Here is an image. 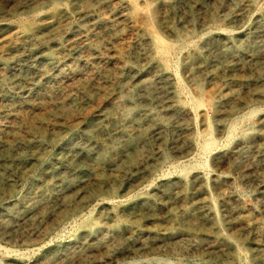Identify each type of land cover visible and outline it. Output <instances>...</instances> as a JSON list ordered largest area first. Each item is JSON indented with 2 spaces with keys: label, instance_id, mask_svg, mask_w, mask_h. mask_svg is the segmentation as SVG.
Returning <instances> with one entry per match:
<instances>
[{
  "label": "rangeland",
  "instance_id": "1",
  "mask_svg": "<svg viewBox=\"0 0 264 264\" xmlns=\"http://www.w3.org/2000/svg\"><path fill=\"white\" fill-rule=\"evenodd\" d=\"M25 2L0 0V24L28 16ZM86 2L73 5V24ZM110 6L91 5L105 15ZM159 11L158 30L177 42L170 69L181 82L180 113L160 110L161 93L122 76V64L144 62L136 29L120 41L103 26L91 30L74 44L81 63L69 53L56 79L30 69L21 50L2 54L17 70H0V140L24 139L0 148V264H264V0H170ZM11 33L1 28L0 39ZM119 95L153 109L159 123L143 124L130 144L96 134L105 148L90 152L106 155L100 161L67 151L94 135L85 124L99 111L113 127ZM15 119L40 126L48 141L38 146ZM30 150L35 158L19 162ZM59 160L68 166L52 185Z\"/></svg>",
  "mask_w": 264,
  "mask_h": 264
},
{
  "label": "bare ground",
  "instance_id": "2",
  "mask_svg": "<svg viewBox=\"0 0 264 264\" xmlns=\"http://www.w3.org/2000/svg\"><path fill=\"white\" fill-rule=\"evenodd\" d=\"M76 1L77 0H66L67 5H61L58 0H26L25 4L21 7L26 10V12H29L28 16L20 17L16 23L8 22L0 24V29L5 27L12 31L9 38L0 39V70L5 69L14 74L17 69L9 66L3 59L2 54L21 50L25 53L26 60H24L28 62L30 69H34L38 66L43 67V69L48 71V74H46L47 77L50 76L52 79H56L62 73V67L68 64L67 61L70 59L69 53L74 55L71 58L75 61V65L81 63L79 55H76L74 44L76 40L86 36L91 30L103 26L106 31L112 33V39L117 41L120 38L118 35L123 34L126 28L136 29L140 33V38L144 46V54L142 57L144 62L138 65L122 64L119 66L120 72L123 74L122 76H125V80L132 83L133 87L140 90H148V92L151 93H161L165 104L159 106L160 110L164 111L171 107L174 111L176 110V113H180L184 109L182 101L177 93V88L180 86L181 82L170 69V64H172L170 62L176 52L177 42L165 38L158 30V24H160L159 8L167 5L170 0H87L85 6L79 10L76 9V16L82 23L73 24L70 20L69 12L75 10L73 5ZM107 1L111 2L107 15L91 7L95 2ZM45 7L48 8L45 11L46 13L43 11ZM45 15L49 18L47 21L43 19ZM233 18L236 17L234 16ZM233 18H231V20H233ZM130 31L132 32V30ZM84 44L87 45L86 43ZM88 48L91 58H95L97 54L96 49L90 46ZM116 53L118 56L115 59L120 60L119 57L122 53L120 51ZM146 75L149 76L144 77ZM121 81L123 80H120L119 83H122ZM63 83L66 84L65 82ZM181 86L183 85L181 84ZM19 95L23 101L28 98V92L23 89L20 90ZM147 97L148 96H145L146 99ZM141 98H143L142 95ZM113 103L115 106H120L117 122H115L113 127L109 129L105 127L106 122L110 119L109 114L103 110L99 111L98 115L96 114L98 116L97 118L85 124L91 128L94 135H86L82 141L77 142L75 145L65 147L67 151H73L79 157H94L96 161H100L105 159L106 155H98L97 152L94 151L90 152L94 144L100 145L102 149L105 148L103 143L96 142V134L109 135L112 132L118 134L119 137L123 139L121 142L130 144L132 143V136L139 132V128L143 124L149 122L155 125L159 123L156 119L157 113L153 109H138L131 104L127 97H121L119 95ZM47 117L48 114H44L39 118L38 123L40 126ZM14 122L15 124L23 126L26 136L33 137V142L38 144V146L46 143L50 137L40 126L26 123L22 119H15ZM127 124H129V128H127ZM1 129L2 128H0V131ZM23 139L24 137L21 135L13 133L10 142H3L0 140V148L4 147L8 149L9 147H18L23 143ZM212 141L213 137L211 133L207 131L203 136V147H210L209 145ZM199 142H201V140ZM119 143L120 142H113L114 145H118ZM35 155V150H30L24 157L22 156L23 158L20 157L18 161L25 162L26 160L35 158ZM58 163L59 165L50 169V173L56 177L52 185H55L61 180L56 176L61 166H68L64 160H59ZM73 167L75 166H69V168Z\"/></svg>",
  "mask_w": 264,
  "mask_h": 264
}]
</instances>
